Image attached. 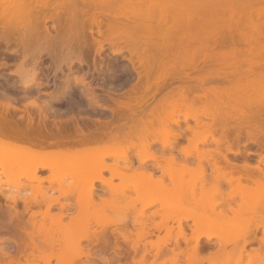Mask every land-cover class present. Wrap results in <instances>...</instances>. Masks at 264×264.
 I'll return each mask as SVG.
<instances>
[{
    "label": "bare ground",
    "instance_id": "obj_1",
    "mask_svg": "<svg viewBox=\"0 0 264 264\" xmlns=\"http://www.w3.org/2000/svg\"><path fill=\"white\" fill-rule=\"evenodd\" d=\"M1 19L10 22L19 20L27 26L28 24L31 26L32 21L40 25V22L46 23L51 20L53 29L57 31L56 37L62 39L56 44L67 49V53L60 57L64 56L63 61L66 63L68 61L70 67L74 62L83 64L87 58L85 56L92 52L100 55L105 48L104 44L108 43L112 53L117 55L127 50L130 55L129 60L134 66L138 63L141 69L146 68L148 72L145 76V89L143 88L144 75L142 71H139V80L137 79L136 82L140 81V84L138 86L135 84L132 89L135 92L138 91L137 95L129 97L128 101H117L115 110L118 118L121 117L122 120L125 118L126 123L118 124L116 133L112 134L113 129H109V124H105L102 130H94L92 134H86L78 125L74 131L71 129L72 132L70 129L69 131L65 128V130L59 129V133L55 134L58 139L52 142L57 146L54 150H46L47 146L43 139L39 141L35 139V136L47 137L51 130L49 131L44 125H34L31 115L28 116L26 125L20 124L14 118V114H10L11 108L16 110L18 107L11 102H0V108L3 107V110L0 109V150H8V148L14 150L12 159L20 168L21 174L26 175L29 180H36L41 184L45 179L38 175L41 169L48 168L53 171L66 162L80 163L82 170L86 168L91 173V170L97 171L98 175L92 177L88 171L91 176L88 173H84L86 177L82 175L85 179L83 177L81 179L85 182H81L79 190L84 185L83 193L76 197L79 211L84 210L85 204L87 206V203L83 202L86 197L91 204H96L94 202L95 193H97L95 192L96 181L103 184L104 192L98 195L101 202L98 204H102L104 208L113 205L111 198L119 199L132 192L136 194L134 198L137 201L146 199L141 201L140 208H136L134 198L131 199L134 216L115 221V224L122 223L123 227L118 230V236L116 235V241L113 244L107 232L101 231L93 235L86 234V236L84 234V237L76 239L78 251L73 255L70 254L71 256L61 251L63 239L56 234V230L54 232L47 230L46 219L41 217L47 213L40 211L41 209L34 211L27 204L24 205L25 209L23 208L22 212L16 210L15 204H13L15 206L7 205V209L3 210L4 207L0 206L1 215H3L0 218V234L2 230H5V233L8 232V235H4L6 237L0 235V241L11 246L9 249L0 248V264H39L40 261L50 263L51 258L46 255L45 248L54 249L56 246H59L57 249L59 251L54 254V257L58 264H96L90 261L91 258L95 260L94 256L101 264H113L115 261L118 264H157L156 260L147 263L148 255L151 254L150 249L153 247L157 248V251L153 253L154 257L157 258L162 254L167 256H165L167 260L162 264H183L181 261L185 260L181 259V255L185 252H188L186 264L200 263V260L198 262L195 260L203 249L209 250L207 257L209 264H218L220 259H217V256L221 255L219 252L226 250L228 245L233 246L228 256L234 257V264H264V230L261 236L257 233L260 226L264 227V70L251 76L246 75L245 81L238 79L225 90L210 87L203 95L193 98H190L185 89L165 92L163 90L164 83L170 77L174 78L172 73L178 66L189 65L194 61L196 47L202 49L207 46L208 39L224 29L233 30L231 25L222 23L245 22L246 26L241 29V33L246 38L253 39V33L264 37V0H0ZM95 32L103 39H98ZM9 42L10 40L6 39V43L9 44ZM195 42H198L197 46H193ZM122 43L124 45H121ZM262 47L264 49V44ZM62 53L64 51L60 54ZM57 66L61 67L59 64ZM38 69L39 66L33 68L31 70L33 72H22L20 85L9 88L8 91L21 92L28 98L31 97L26 106L30 105L44 112V107L39 103L41 96L38 95L44 84L37 79ZM75 81L77 84H85L83 77H77ZM74 90L76 91L73 88ZM148 91L153 92L154 99L157 93L159 97L151 108L146 105L145 110L149 111L140 115L142 111L140 109L145 103L147 104ZM74 92L68 80L63 93L72 95ZM77 93L78 91L75 92V96ZM69 96L67 102L71 105H74L73 99L80 97L75 98L73 95L72 99ZM91 99L100 105L94 92L91 93ZM197 100L201 102L200 105L196 103ZM76 101L73 100L75 104L78 103ZM138 108H140L139 113ZM128 113H131V116ZM137 114V117H133ZM181 115L184 116L185 127L181 126L183 125ZM201 117L212 118V122H202ZM128 118L132 121L130 125L127 123ZM189 119H194L196 123L191 125L188 122ZM240 119L245 121L240 122ZM232 121L236 123L233 124ZM173 124L178 125L180 130H175ZM231 128H235L233 131L237 134V138L231 141L225 140L228 145L224 152L220 148L224 139L216 138L215 134L217 132L224 134ZM242 129L246 133L245 142L257 144L262 152L256 164L250 163L249 158L239 165L228 155L229 153H234L235 156L239 154V150L234 149L235 144L241 140ZM66 130L68 132H65ZM155 131L159 134L161 131L166 136L155 137L152 141L148 140V136L145 138L146 133L153 134ZM187 131H191L193 135H186L189 144L181 147L180 153L183 154V159L178 162L174 150L179 139ZM133 134L135 137V134L138 135L137 143L132 140ZM140 136L141 140L147 139L141 141L143 145L139 143ZM211 136L210 145L214 143L216 146L210 147L209 150L205 149L204 152L198 150V146L208 143ZM157 143H160L161 147L155 149L156 151L151 150ZM137 144L145 149H141L143 153L138 152L140 149L137 150L141 162L139 166H134L132 156L127 150L134 148L133 146ZM70 146L71 149L68 151L67 148ZM129 146L130 149H128ZM192 149L196 152L193 153ZM166 152H169V155H166ZM251 154L248 153L249 156ZM193 155L196 157L197 165L191 167L189 164L192 159L190 160L189 157ZM110 156L125 159V164L119 161L108 164L106 158ZM148 160L154 161V164L152 163L154 168H148L145 165ZM122 167L130 171H124ZM104 170H109L111 177L105 178ZM159 171H162L163 175L159 174ZM180 174L183 178H179L181 184H178L179 181L175 179ZM183 175L191 177L189 179ZM132 176L139 177V181ZM115 177L120 179L119 183L114 184ZM166 177L178 182H174L178 187L180 185L179 188H175L177 189L175 192L171 191L169 186L165 187ZM48 179L53 181L55 178ZM160 184L164 185L163 188L158 187ZM156 186V191L162 189L163 196L161 194V197L159 196L160 191L157 192L158 195L156 194L153 189ZM50 188L54 191L58 190L61 195L68 196L62 188ZM42 190L41 188L39 191ZM0 194L16 203L14 198L3 191H0ZM71 194L69 193L70 196ZM158 202L162 212H165L162 213L160 209H157L146 214L145 209ZM114 203L116 205L115 201ZM128 205L127 207L120 205V207L128 208ZM50 206H59L62 209V212L56 216L49 215L50 222H53L59 230L62 226L63 211L67 206L60 202L59 197L51 201ZM96 206L99 207V205ZM102 206L99 209L104 211ZM12 209L16 210V213L12 212ZM174 211L180 212V215L174 217L172 215ZM28 212L30 214H27ZM156 215H161L162 220L155 221ZM170 221L178 223L177 236L179 237L175 240V247L170 249L167 246L172 238L169 233V237L158 239L159 241L156 242L151 241V248L148 243H142L143 249L141 248L142 240L152 235L155 230L165 228L172 233L175 227L169 226ZM190 221L193 228H190ZM100 224L106 225L105 222ZM129 226H133L136 232ZM189 230H191L190 235H188ZM112 233L115 232L112 231ZM180 237L187 243V247H181ZM84 239L88 240L86 248L82 246ZM213 239L216 240L212 242ZM120 242L125 243V247H130L135 254L133 255L129 249H124L125 247L122 246L125 244L121 246ZM253 242H258L259 247L248 252L247 246ZM166 246L168 249H165ZM109 250H112L109 256L100 257L97 253L98 251L107 253ZM83 256H86L87 261H82ZM245 256L248 257L247 260ZM122 258L128 260L121 263ZM204 259L201 257L202 261Z\"/></svg>",
    "mask_w": 264,
    "mask_h": 264
},
{
    "label": "rangeland",
    "instance_id": "obj_2",
    "mask_svg": "<svg viewBox=\"0 0 264 264\" xmlns=\"http://www.w3.org/2000/svg\"><path fill=\"white\" fill-rule=\"evenodd\" d=\"M256 18H257V16L255 17V19ZM32 23H33V21H32ZM32 23H31V26H29V24L27 23L28 24V26H27L26 24L21 23L19 20H17V21L11 20V22L10 21H4L2 19L0 20V102H11L12 105L18 107V109H16V110L11 108L12 110L10 109V111H11L10 114L11 115L14 114L13 115L14 118L20 124L26 125L28 122V116L31 115L33 117L34 125H36V126L37 125H44V126H46V128L49 131L51 130V133H48L47 137L40 136L39 138H37L35 136V139L38 141L43 139L45 145L47 146L45 148L46 150L57 149V146L55 144H53L52 142H55L58 139L55 137V134L59 133V129L60 130L70 129V131H71V129H73V131H74L76 125H78V126L84 128L86 130V132H88V131L94 130L97 127L103 129L107 124H109V129H111V130L113 129L112 130L113 134H114V132L116 133L118 124L120 125L121 123H126L125 122L126 119L123 118V120H122V119H120L121 117L118 118L117 112L115 110L113 122L103 121V119L105 118V115L100 114L101 110H100L99 106L96 105V103L91 99V93L92 92H94L95 96H97V98L99 99L98 93L100 92V90L98 89L99 84L97 83V80L99 78H96V72L95 71L97 70V64L95 65V62H97V60L100 58V55H97L96 52H92L90 55L85 56L87 58L85 59V62H83V64L82 63L80 64L78 62H74L72 64V67H70V64H68V61H67V63H66V61H63L64 56L60 57V55L67 53L66 52L67 49L63 48L60 44H56V42H60V41H62V39H60L61 37H56L57 31L55 29H53V27H52L53 22L51 20L47 21L46 23L40 22L41 23L40 25H39V23H38V25H36L37 24L36 22L33 23V25H32ZM222 24L227 25L229 23L224 22ZM230 24H232V25H235V24L239 25L240 24L239 26H241V27L245 26L244 25L245 22L230 23ZM96 30H97V28H96ZM95 36L98 39H101V40L103 39L102 36H100L97 32H95ZM253 36H254V38H257V36L259 37L258 33H254ZM6 39L10 40L9 44L6 43ZM261 39L264 40V38H261ZM254 41L255 40H252L251 43H253ZM254 43L257 46H259V44L257 42H254ZM121 45H124V43H122ZM104 46H105V48L102 50V53H101V57L104 59V61H112L111 59H116L118 62L117 63L118 67H119L118 69H120V72L122 69H125V67H126L125 64H128V66H130V68H131V64L129 63V61L127 59H124L126 57H129V52L127 50H124L123 53H121V54L114 55L111 51L112 48H110V45L108 43H105ZM261 46L262 45H260L259 48L258 47L257 48L259 49V51L260 50L263 51L261 57L264 60V50L262 49ZM254 49H255V47H254ZM61 51H64V53L60 54ZM249 59H252V58H248L247 59L248 62H249ZM58 64L61 65V67L57 66ZM37 66H39V69L37 70L38 71L37 79L39 82H43V84H44L40 88V90H41L40 94H38L41 96L39 103L42 104V106L44 107V112H41L39 109H36L30 105L28 107L26 106L28 101L31 100V97L28 98L27 95H25L24 93H21V92L15 93V92L8 91L9 88H13V87L16 88L17 86L20 85V82L22 79V77H21L22 72H24V73L33 72L31 70L33 68H36ZM56 66L59 68H57ZM189 69L190 68H186L185 71H187ZM262 70H264L263 66L261 68V71ZM131 76H129V78H132V79H130L128 81V84L130 85V90H129L128 94H127V92L119 94L118 95V101L119 100L120 101H122V100L127 101L130 96L134 97V95H137L138 91L135 92L132 89H133V86L135 84H137L136 86H138V84H140V81L136 82L137 79L139 80L136 72H134V75H131ZM77 77H83L85 79V84H81V83L77 84L75 81V79ZM123 79H128V76L125 74V72L122 75L121 74L119 75V81H121ZM68 80H70V82H71L72 92L75 91V90L73 91V88H74V89H76L75 92L78 91L77 94H79V95L76 94V96H75V92L72 95L69 94L70 96L67 93H63L64 88H66V82ZM8 82H10V83H8ZM166 84H167V87H166V89H164V92L171 89V88H176V87H173L175 84H180V85H184V86L191 85V78L186 77V76H181V79H179V78L178 79H170L169 78L166 81ZM206 84H208L210 86L216 85V80L214 82H210V83H206ZM228 85H229V83L226 82V83H224V85L221 83L219 86L222 88H225ZM58 86H60V87H58ZM36 88H37V86H36ZM58 88H60V90ZM55 89L59 90V92L58 91L56 92ZM43 92H45L47 94H42ZM53 92H54V94H57V93L58 94L54 95ZM51 93H52V95H51ZM60 93H62V94H60ZM152 94H153V92L150 91L147 104L145 103L143 105V108H141V109L138 108V113H139V109L143 111V112L141 111L139 113L140 115L141 114L143 115L146 113V111H149V110H145L146 105L150 106V108H151L157 102V99H158L157 97H159L158 93L156 94L158 96L155 95V99L152 97ZM73 95L75 96V98L78 96H80V97L78 99L77 98L73 99L74 98ZM68 96L75 101L77 100L76 103L77 102L78 103L75 104V102H73V100H72V103L74 105L69 104L67 102ZM65 97H67V98H65ZM69 101H71V99ZM114 107H117L116 103H114ZM2 108L3 107L1 106L0 109H2ZM128 114L130 115L131 113H128ZM45 115H47V116L44 117ZM137 116H138V114L136 116L133 115V117H137ZM181 116H180V119L182 121L181 124L184 125V126L183 125H181V126L185 127L184 123H186V122L184 121V117L183 116L181 117ZM95 118H97V120H95ZM145 118H146V116H145ZM118 119H120V121ZM203 119H207V118L203 117ZM127 121H128L127 122L128 125H130L132 122L131 118H128ZM188 122L191 123V125L192 124L194 125L196 123L195 120H193V119H189ZM112 123H114V126H113V128H110ZM124 126H126V125H124ZM173 127L175 130L180 128L176 124H173ZM67 130L65 132L69 131V130L68 131ZM107 130H108V126H107ZM233 130H235V128H233V129L231 128L230 133H234L235 131H233ZM243 132L245 133V131H243ZM135 135H136V137L133 134L134 139L132 138V140L137 143L138 141H136V139L138 140V137H137L138 135L137 134H135ZM142 135H144V134H142ZM186 135L192 136L193 134L191 131H187ZM186 135H184L182 138L179 139L178 144L174 150V153L177 154L176 160L178 162L182 161V159H183V154L180 153L181 147L187 146L189 144ZM141 136L139 137L140 138L139 143L143 145V143H141V141H146L147 139L141 140ZM147 136H148V140L152 141V139H154L155 137L156 138H162L166 135H164V133L161 131H160V134H159V132L155 131L153 134H150V133L147 134L146 133L145 138ZM246 139L247 138L245 137L244 139H241L238 144H235L236 145L235 149L239 150L241 152L240 154L243 155L242 159H245V158L249 159L251 157V156L243 153V150L251 151V150L255 149L256 147H259L257 144H255L253 142H250V141L245 142ZM211 141H212V137H209V140L207 141L208 143L200 144L198 146V150H200V151L202 150L204 152L205 149L209 150L210 147L213 148L215 144L212 143L210 145ZM242 142L244 144H242ZM51 143H52V145H51ZM128 145H130V144H127V146ZM137 145L133 146L134 148L131 147V149H130V146H132V145H130L128 147V149H130V150H127L129 155L132 156V159L134 161L133 162L134 166H139V164L141 162L140 161L141 158H139V156L137 155L138 152L143 153V151H141V149L142 150L145 149V148H142L143 146L140 145L141 148H139L140 146L138 145L139 147H137ZM155 145L152 146L151 150L154 149V151H156L155 149L161 147L160 143H157L156 146ZM135 147H137V148H135ZM221 147H223V146H221ZM67 149L69 151L71 149V146L68 147ZM138 149H140V151ZM137 150H138V152H137ZM192 150H193L192 151L193 153L196 152V151H194L195 149H192ZM13 151L11 149L9 150V148H8V150L7 149L0 150V163H1L0 164V191H3L5 194H7L11 198H14V201L16 202V203H14L13 200L6 199V198L2 197L0 194V206L4 207V208H2V210L7 209L8 206H12L13 204H15L16 210H18L19 212H22V211H24L23 210V208L25 207L24 205L27 204V205H30L31 209L34 211L41 209L40 211L47 213L45 216H41L43 219H46L45 221H46L47 230L50 229L52 232H54L56 230L55 231L56 234L63 239L61 251L67 253L68 255H70V254L73 255V253H76L78 251V246L76 245V242H77L76 239L79 237L82 238V236L84 234L86 236V234L93 235L96 233H100L101 231L107 232V234L110 235V241L113 244L116 241L115 237L118 236V230L123 227V226H121L122 223L121 224H119V223L115 224V221H118L121 218L126 219V217L131 218L132 216H134V209L132 208V202L135 201L136 208H140L141 207V201L146 200V199H143V200L137 201L134 198L136 196V194L132 192L131 194H128L126 197H122L119 199H118V197L117 198L116 197L111 198L112 200L111 199L110 200L113 201L112 202L113 205L105 206L106 208H104V206H102V204L101 205L98 204V203H101L98 195L101 193L103 194V192H104L103 186H102L103 184L100 183L99 181H96L95 182V185H96L95 192H97V193H95L96 197L94 199V202H96V204H94V203L91 204V202H89L87 200V197H86V199L82 198V199H84L83 202L87 203V206L85 204V206H84L85 208L83 207L84 210L80 209L81 211H79V207H78L76 197H78L77 195L81 196L82 188H84V185H82L83 187H81V189H80L81 191L79 190V188L81 186L80 185L81 182H85V180H83L86 177V175L84 173L87 174L89 172L93 177V176L98 175L97 171L93 172V170H91L92 171V173H91L86 168H84L85 170H82L83 167L80 163L73 164L70 162H66L65 164L63 163L64 165H60V167H58V169H54L53 171L48 169V168L41 169L38 172V175L40 177L45 178V179L40 184V182H38L36 180H29L26 175L21 174L20 168L16 165V162L14 163L15 160L13 161V159H12L13 158L12 157ZM240 154L238 156L241 158ZM166 155H169V152H166ZM193 156H190L191 158L189 157L190 160L192 159L190 164H189L191 167H194L197 165L196 164L197 163L196 157L195 156L193 157ZM230 156H233V154H230ZM249 160H250L249 161L250 163L256 164V162L254 160H251V159H249ZM118 161L123 164L125 162V159H122L118 156H110V157L106 158V162L108 164L118 162ZM152 163L154 164L153 160H148L145 162V165H147L148 168H150V167L154 168L155 166L153 167ZM129 164H130V162H129ZM208 167L210 169V166H208ZM121 169L124 171H130V170L123 168V167ZM89 173H88V175H90ZM83 174L85 177L82 176ZM159 174L163 175V172L159 171ZM191 174H193V173H191ZM103 175L105 178L111 177V172L109 170H104ZM134 176H132V177H134ZM181 176H182L181 174L179 176L177 175L176 176L177 179H175L176 181L178 180L179 183L174 181V180H171L169 177H166L165 178V184L164 183L163 184L165 185V187L169 186L171 188V191L173 190V192H175V190H177L175 188L180 187V185L178 187V185L175 183L181 184V182L179 180V178ZM183 176L186 177L187 175L186 176L183 175ZM193 176H194V174H193ZM49 177H52L55 179L53 181H50L48 179ZM81 177H83V179H81ZM190 177L191 176L188 175V177H186V178L190 179ZM181 178H183V177H181ZM133 179L139 181V177H136V178L134 177ZM191 179H193V178H191ZM140 180H142V179L140 178ZM113 182H114V184L119 183L120 179L118 177H115L113 179ZM163 184L158 185V187L160 188L162 186L161 188H163V186H164ZM50 187L62 188L63 192L65 194H67L68 196H66L64 194L61 195L58 190L54 191ZM169 187H167L168 190H170ZM41 188L43 190L39 191ZM156 188H157V186L154 187L153 189L155 190ZM78 190L80 191V193ZM154 190L152 192L155 193L156 190L155 191ZM163 190L165 192V189H163ZM158 191H160V193ZM161 191H162V189H160V190L157 189V191H156V194L158 192L160 197H161V195L163 196V194H161ZM69 193L70 194L72 193L71 196L69 195ZM153 195H155V194H153ZM159 196H157V197L160 199ZM56 197H59L60 202L63 204H66V206H67V208L63 211L64 216H63L62 222H61L62 226L60 227L59 230H57L55 224L53 222H50V219H49L50 216H56L62 212V209L59 206H50L49 207L50 202L53 201ZM82 197H84V195ZM133 198H134V200H133ZM137 199H138V197H137ZM114 201L116 202L117 207H114V206H116ZM89 203H90L91 207H90ZM126 204L127 205L129 204L128 208H124L125 206L127 207ZM15 205H13V206H15ZM96 205H99V207ZM120 205H125V206H123V208H122V207H120ZM159 205H160V203L158 202V203L146 208L145 209L146 214H150L153 211H156L157 209L159 210L161 208ZM101 206L105 209L104 211H101V209H99ZM16 210L12 209V212L16 213ZM160 212H162L161 209H160ZM163 212H165V211H163ZM1 214L2 213H1V209H0V218L3 216ZM27 214H30V212H28ZM27 214H26V216H28ZM172 215L174 217H177L180 215V212L174 211ZM47 216H48V218H47ZM154 219H155V221H161L162 216L156 215ZM101 222H105L106 225L100 224ZM191 223L192 222L190 221V223H189L191 225L190 228H193ZM170 225L171 226L173 225L175 227L174 230L172 231V233H171V231L170 232L167 231L165 228L164 229L162 228V230H155L152 235H150V236H148L142 240L141 248L143 245L142 243H148L149 248H151L150 247L151 241L156 242L158 239L159 240L164 239L166 236L169 237L170 235L172 237V238H170L171 242L169 241V244L167 246L170 249L175 247V240L177 237H179V236H177L178 235V231H177L178 230L177 229L178 223L174 222V221H170L169 226ZM129 227L131 228L132 231L136 232V229L133 226H129ZM242 227H244V226H242ZM245 228H246V226H245ZM263 230H264V227L260 226L259 230L257 232L258 236H261V234H263ZM112 231L115 233H112ZM190 231L191 230L188 231V235H190ZM240 232H242V228H241ZM7 233H8L7 231L5 233V230H2L0 235H3V236L8 235ZM169 233H170V235H169ZM4 237H6V236H4ZM179 239L181 242V247H183V248L187 247V243L183 240V238L180 237ZM215 240L216 239H213L212 242H214ZM87 244H88V240L84 239L82 241V246H84L86 248ZM119 244H121V242ZM124 244L122 243L121 246ZM125 246H126V244L122 247L124 248ZM167 246L165 249H168ZM1 247L9 249V247H11V246L5 242L0 241V248ZM127 247H125L124 249H129V251L131 250L130 252H132V249L130 247L129 248H127ZM232 247L233 246L228 245L226 247L227 248L226 250L219 252V254H221L222 257H221V255H218V253L216 254V255H218L217 259H220V263H218V264H221V263L223 264V262H224V264L227 262H228L227 264H229V263L234 264V262H235L234 257L232 258L230 255V258H229V256H228V254L231 252ZM258 247H259V243L253 242L247 246V251L252 252V250L257 249ZM45 249H46L45 250L46 255H48L51 258L50 263H48L47 261H45V262L40 261L39 264H58V261L54 257V254L57 251H59V250H57V249H59V246H56V248H54V249H52V248H45ZM151 249H150L151 254L148 255L149 257H148L147 263L151 262L152 260H156L157 264H162V262L167 260V258H165L166 255H163V254L159 255L157 258L154 257L153 253H155L157 251V248L153 247ZM203 250L199 254L200 257L198 258V256H199L198 255L196 260H195L197 262L200 260L201 262L200 263L198 262L196 264H209V259H207L208 255H209V250H207V249H203ZM110 251H112V250L107 251V253L106 252L105 253H99V251L97 253L100 255V257H102L104 255L109 256L111 253ZM177 251H178V248L176 247V252ZM141 252L142 251H140V253ZM132 254L134 255L135 253L132 252ZM187 254H188V252H185L184 254L181 255V257H182L181 259L185 260V261H181V263L186 264V262H187L186 261V255ZM226 254H227V256H226ZM133 255H131V256H133ZM169 255H171V254H169ZM224 255H225V257H224ZM129 256H130V253H129L128 257ZM201 257H203V259L204 258H206V259H204L202 261ZM93 258H95V260L91 258L90 261H94V262H96V264H101L100 261H98L95 256ZM246 258H248V257L245 256V259ZM122 259L123 260H121L122 261L121 263H123V261L126 262L125 260H128L127 258L126 259L122 258ZM230 259H233V260H230ZM214 260H216V259L214 258ZM82 261L83 262L87 261L86 256L82 257ZM216 261L219 262V260H216ZM113 264H118V263L115 261Z\"/></svg>",
    "mask_w": 264,
    "mask_h": 264
},
{
    "label": "flooded vegetation",
    "instance_id": "obj_3",
    "mask_svg": "<svg viewBox=\"0 0 264 264\" xmlns=\"http://www.w3.org/2000/svg\"><path fill=\"white\" fill-rule=\"evenodd\" d=\"M230 23H238V22H230ZM227 24V26L231 25L233 30L230 31L229 29H224L223 31L219 32L216 36H212L208 39L207 46H204L202 49H196V54L194 56V61L190 63L189 65L185 66H178L172 73L173 77H170V79H181V76H186L191 78V85L184 86L180 84H175L173 87L169 90H179V89H185L188 91V95L190 98H193L195 96L203 95L206 89L210 87H216L220 90H225L228 87H230L233 83H235L238 79L244 80L246 78V75L249 74V76L253 75L254 73H260L262 66L264 67V60L261 57L263 51H259V46L264 44V40L261 38H264L263 36H257V38L249 39L246 38L241 33V29H243L246 26H239L238 24L232 25ZM226 25V24H224ZM238 26V28H237ZM254 35V33H253ZM259 35V34H258ZM252 40H255L254 42H257L259 46H257L254 42L251 43ZM197 46L198 42L193 43V46ZM255 49H254V47ZM261 46V47H262ZM258 47V48H257ZM263 49V47H262ZM264 50V49H263ZM114 54V53H113ZM115 55V54H114ZM130 57V55H129ZM129 57H126L124 59H127L129 63L131 64L128 66V64H125V69H122L120 72V69H118V62L116 59H111L112 61H104V59L101 57L95 62V65L97 64V70L96 72V78H99L97 80L98 89L100 92L98 93L99 99V108H100V114H104L105 118L103 121H111L113 122L114 119V103L117 104L118 101V95L129 92L130 85L128 84V81L132 78H129V76L134 75V72L137 73L142 71V74L144 75L143 78V88L145 89V82H146V73L148 70L146 68L141 69L140 65L136 63L134 64L129 60ZM248 58L249 59L248 62ZM85 62V61H84ZM124 65V64H123ZM139 68V69H138ZM186 68H190L189 70L185 71ZM125 74L128 76V79H123L119 81V75ZM132 77V76H131ZM216 80V85H208L206 83L214 82ZM229 83L228 86L225 88L220 87L219 85L222 83ZM163 84V83H162ZM167 84L164 83V89H166ZM163 89V90H164ZM167 90V91H169ZM199 90V91H198ZM149 92L147 93L149 99ZM97 97V96H96ZM131 97V96H130ZM204 99V97H202ZM128 101V100H127ZM132 103H134L132 101ZM198 105L201 104L199 100L196 102ZM97 105V104H96ZM184 117V116H183ZM206 118V117H205ZM97 120V118H95ZM194 120V119H193ZM185 121V120H184ZM202 122H212V118L203 119L201 117ZM245 121L243 119L239 120ZM196 122V121H195ZM232 123H236V121H232ZM114 123L111 124L110 128H113ZM84 132L86 134H92L94 130H102V128H95L92 131L86 132V130L83 128ZM245 131L244 129H242ZM242 131L241 139H244L246 137V133ZM113 134V133H112ZM186 135V134H184ZM212 137V136H211ZM215 137H221L224 139L222 144L220 145V148L226 152V146L228 145L227 141L225 140H235L237 138V134L230 133V130H228L226 133L222 134L221 132H217L215 134ZM242 144H244L242 142ZM223 146V147H221ZM235 151L237 149H234ZM241 153L240 151L238 152ZM243 153L247 154L252 153L250 156L251 160H254L257 162L261 157V150L259 147H256L255 149L251 151L243 150ZM230 154H233V156H230ZM234 155V153H229V157L234 159L236 163L239 165H242L243 162L246 161L243 158V155L240 154L241 158ZM223 163H224V159ZM210 166V165H208ZM211 169V166H210Z\"/></svg>",
    "mask_w": 264,
    "mask_h": 264
}]
</instances>
